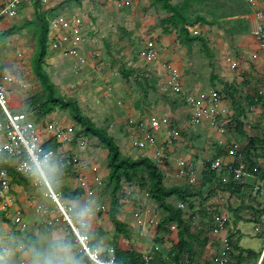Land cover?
Wrapping results in <instances>:
<instances>
[{
    "label": "rangeland",
    "instance_id": "obj_1",
    "mask_svg": "<svg viewBox=\"0 0 264 264\" xmlns=\"http://www.w3.org/2000/svg\"><path fill=\"white\" fill-rule=\"evenodd\" d=\"M221 4L232 11L242 9L236 0H222ZM60 12L78 14L83 18L86 30V32L83 31V34L88 33L91 38L87 44V47L89 46L87 50H92L91 52L98 54L99 57L98 68L99 76L103 79L102 88L104 86L111 88L114 91V96L120 99L128 109L134 108L135 116L155 115L166 118L168 123L174 124L180 130L185 128L183 126L188 122L186 106L182 98L173 94L166 87L164 79L154 75L152 66L145 64L140 56L142 43L147 39H152L157 43L162 58L164 56L163 49H167V51L169 50L168 58L176 54L181 62L188 63V67L183 65L181 69L184 87L187 86L191 90L193 88L199 90L203 87L216 88L210 66L213 61L216 62L217 58L216 55L213 58L214 53L211 52L209 44L212 41L216 43L224 36L226 28L220 24L221 22L212 25L200 22L198 36L203 41L198 40L191 47H186L180 43L174 30L168 32L163 30L164 27L160 21L164 19L166 14L157 5L150 4V0H60L55 7L40 11L39 14L49 18ZM39 14L37 12L22 13L14 17L6 27L0 29V74L10 76L11 79L7 84L11 89L17 88L16 95L19 96L23 104L21 112L31 117L35 122H40L36 119L38 114L35 112V108L27 107L25 103L31 104L34 98L43 93L38 78L31 67V59L36 50V37L39 28L37 17ZM163 36L168 39L166 46L162 45ZM218 46L215 44L214 49L218 48L215 54H219ZM53 53L55 52L48 49L43 67L55 89L62 96H70L78 103V97H75L66 88V85L75 79L73 75L74 62ZM49 73H54L55 77ZM97 90L98 88L95 91L91 90L90 95L91 97L94 96L93 99L98 106L87 111V113L78 104L80 109L96 125L109 129L111 133L112 130L116 132L125 130L123 108L117 106L112 99L110 101L104 100L102 98L103 91L97 92ZM90 112L91 114L88 115ZM50 118H55L66 126L72 127L70 147L77 150L78 138L84 137L87 140L84 152L94 154L96 158L101 159V165H105L101 169L98 167L100 175L104 178L103 185L97 191L95 198L91 200L86 198L83 193L76 191L78 190L76 181L66 180L64 175L62 176L60 172L55 171L58 164L56 157H54L47 166L43 167L52 191L64 205H72L75 212L80 211L84 207V203L88 204L87 201L90 202L89 205H92L91 209L94 211L97 209V205L104 206V209L96 211L99 216L105 213V222L100 223L104 230L102 229L99 234H92L94 242H100L104 252H108L110 248H113L114 253L115 248L133 249L140 252L141 255L151 256L152 251H156L155 244L159 245L160 242L159 240L156 241V238L165 234L164 232L158 233L157 226L164 212L157 206L156 202V209L154 210L156 219L147 223L145 231L135 223L123 222L125 230L117 232L110 218L107 219L114 196L121 214L120 200L130 197V201L137 202V198L140 196L138 193L141 194L144 190L148 191L147 188L141 187L140 181L137 179L132 180V182L122 180L120 188L113 196V189L105 181L104 175L106 169L108 173L107 151L96 138L83 134L79 124L72 119L68 110L57 107L43 120ZM0 120L3 121L1 113ZM120 127L123 130L119 129ZM55 149L61 152L65 158L72 155L68 146L60 145ZM122 155L133 158L143 154L134 149L132 153L123 150ZM50 167L53 168L51 172ZM35 177H27L25 183L21 179H17V183L21 184L23 189L19 194L13 191L17 197V204L19 203L18 205L27 215L28 228L25 232H17L14 227L10 226L9 222L0 218V245L6 251L1 256L3 264H76L77 261L74 259L78 248L69 227L62 218L48 187L40 178L35 183ZM131 195L136 198L132 199ZM32 204L41 205L46 213L41 215L33 213ZM21 244L23 249L18 250L17 255L14 251ZM8 250L9 253L5 255Z\"/></svg>",
    "mask_w": 264,
    "mask_h": 264
},
{
    "label": "crops",
    "instance_id": "obj_2",
    "mask_svg": "<svg viewBox=\"0 0 264 264\" xmlns=\"http://www.w3.org/2000/svg\"><path fill=\"white\" fill-rule=\"evenodd\" d=\"M59 1L60 0H48L46 3H42L41 0H29L18 9L16 16L22 13H39L40 11L48 10L55 7ZM178 1L179 0H171L172 3H177ZM256 10H264V0H258ZM60 13L54 14L53 17ZM12 19L13 18L0 19V29L6 27ZM47 19L49 20L50 17ZM247 21L250 29H252L258 21L264 22V18L258 20L254 13L251 12L247 16ZM83 31L86 32L85 22ZM90 41L91 38L88 36V33L83 34L82 32L81 51L86 54L88 59L87 63L83 66H79L74 58L63 56L58 52L53 53L74 62L73 65L75 68L73 75L75 79L73 80L83 78L86 81H93L94 88H92L93 86L91 88L86 87L83 81L79 85L77 91L70 92L75 97H78V104L86 112L98 106L93 99L94 96L91 97L90 91H95V89L98 88L97 92H101L102 90H100V88H102L103 85V79L99 76L98 54L91 52L92 50H87L89 49L87 44ZM161 41L162 45H168L167 37L163 36ZM215 44L219 45V54H215V52L218 51V48L214 49ZM209 45L211 52L214 53L213 58L215 55L217 58L216 62H212L213 64L210 68L211 71H213L216 88L221 92L224 104L228 109L229 123L224 132H219L215 127L207 124L199 127H191L187 122L185 126H183L185 127L183 128L184 130H181V137L179 140L168 149L167 155L169 159L166 160V166L160 170L163 174V182L166 186H182L187 184L185 178H178L176 176L177 167L175 159L179 157H186L194 164L197 179L195 185H201L205 173H209L208 177L210 180H207V182H209L208 189L205 190L202 198L195 195L191 197L187 203L176 201L175 197L168 200L171 203H175L183 210V218L186 221L190 234L187 240L192 247L190 252L184 255L179 264H264V258L260 259V251H262L261 249L264 246V50L260 47L259 41L251 32H240L234 33L233 35L225 32L224 36L221 37L219 41H216V43L212 41ZM163 50V59L173 62L180 72L182 71L183 65L188 67L187 62H181L179 58H177L179 56L172 53L173 56L168 58L167 53L169 50ZM252 54H255L256 58L251 59ZM226 56H230L235 60L237 59L238 65L235 69L229 68L228 64L225 62ZM50 61L47 62L50 63ZM53 67H56V65H53ZM49 74L55 77L54 73ZM185 88L188 91H196V89L193 88V90H191V88L187 86H185ZM207 88L208 87H203L199 90ZM10 90L9 106L11 112L14 114L22 113L23 104L19 96L16 95L17 88H10ZM185 109L188 115L187 108ZM125 110L131 113L135 111L134 108L128 109L127 107ZM90 114L91 112L88 115ZM105 129L115 138L121 153L123 150H126L128 153L134 151L135 148L129 143L127 131H125L126 129L123 130L120 127L119 129L123 131L118 130V132H116L112 130V133L109 129ZM50 142L55 145L53 140ZM230 148H236L240 157L228 155L227 152ZM60 157H63L66 161L67 159L64 155L56 156L58 167L55 171L61 173L63 169L59 167ZM136 157L137 156H134L133 158ZM207 157H221L225 162H233L241 159L246 165V173L239 181L229 179L227 182L221 181L220 184L218 180L221 175L214 170L211 172L209 165L205 162V158ZM81 158L85 161V165L81 168L80 174L84 176L87 181H91L92 179V165H96L100 169L105 166L101 165V159L99 160L96 158L94 154L82 152ZM71 169L70 166V171ZM106 170L104 172L105 177L107 175ZM51 171H53V168L50 167V172ZM211 173L215 175V178L219 175V179H214ZM69 174L64 175V178H66V180L76 181L77 185V180ZM20 185L19 183H13L14 193L19 194L22 191L23 187ZM77 189L76 191L81 194L83 193L78 187ZM143 192L141 194L138 193L140 196L137 198V202L130 201L129 196V199L120 200L122 213L118 214V219L121 222L135 223L139 228L145 231L147 222L151 216L143 213L138 216L135 215L139 212L140 198H142ZM95 195L93 198H95ZM134 196L131 195V198L133 199ZM16 198L17 197H15V199ZM93 198L88 199L93 200ZM87 203L88 204L84 203V207L78 212H75L74 209L75 216L76 218L88 221L90 225L91 243L101 248V243L94 242L92 234H99L102 229L104 230V227L101 226L100 223L105 222L106 216L104 215L105 213L101 216L97 214L100 210L99 205H97V209L94 211L91 209L92 205H89L90 202L87 201ZM32 208L34 213V204H32ZM39 214L41 215L42 213ZM215 215H220L226 219L225 228L218 233L213 231L215 226L213 217ZM5 218L10 220V226H12V228L14 227V229L20 233V231L15 228L11 219L7 216H5ZM107 219H109V216ZM23 220L28 228L27 215H25L24 211ZM164 233L165 234L160 237L159 245L155 244L154 248L160 254L165 264H175L171 255L172 249L179 239L178 228L175 224H171ZM225 238L228 239L229 249L228 261L223 263L222 252L225 249V244L223 242ZM18 250H20L19 247L15 249V254L18 253ZM101 250L103 249L101 248ZM5 252L6 251L2 249V255H4ZM8 253L9 250L5 255ZM21 255L23 254L21 253ZM75 257L74 260L77 261L76 264H86V260L80 256L77 251L75 252Z\"/></svg>",
    "mask_w": 264,
    "mask_h": 264
},
{
    "label": "built area",
    "instance_id": "obj_3",
    "mask_svg": "<svg viewBox=\"0 0 264 264\" xmlns=\"http://www.w3.org/2000/svg\"><path fill=\"white\" fill-rule=\"evenodd\" d=\"M29 0H0V19L14 18L17 11ZM48 0H41L46 3ZM245 4L256 16L258 20L264 18V10H256L258 0H244ZM185 28L191 35H198L200 28L198 25H185ZM84 30V21L78 14L60 13L48 20L47 49L51 52H58L63 56L74 58L79 66L87 63V57L81 51L82 32ZM251 34L259 41L260 47L264 50V22L258 21L251 29ZM142 60L147 65H151L153 74L164 79L166 87L177 96H180L185 103L189 115L188 125L199 127L210 125L219 132H224L229 123L228 109L224 104L221 92L216 88H207L202 90L188 91L183 84L181 72L177 66L170 60L163 59L157 43L152 39H147L142 43L140 54ZM256 58L255 54L251 59ZM225 62L229 68L235 69L238 65L237 59L230 56L225 57ZM10 76L0 74V113L3 121L0 120V211L9 217L15 228L24 232L27 224L23 220V210L16 204L13 194L12 176L9 168L17 174L24 177H35V183L39 178L45 183L51 192V196L57 204L61 216L69 227L70 232L77 244V253L85 258L86 264H121L115 258L113 248L104 252L97 245L91 243L90 225L87 220L76 218L74 207L64 205L52 191L46 178L43 167L47 166L54 157L61 155L55 148H45L44 144L53 140L56 148L60 145L68 146L72 151L70 157H67V164L71 166L69 175L77 180V187L82 190L86 198H93L97 191L103 185V177L99 173L96 165L91 166V181H87L80 174L85 161L81 158V153L87 144L84 137L78 138L77 150L69 146L70 131L72 127L66 126L61 121L50 118L34 122L27 118L24 113H12L10 110V87L7 84ZM84 81L88 88H94L93 81H86L83 78L73 80L67 86L69 92L77 91L79 85ZM103 91L102 98L110 101L111 99L117 106L125 110V105L120 99L114 96V91L109 88H100ZM101 91V92H102ZM135 113V112H134ZM133 112L125 110V128L127 131L130 145L137 149L142 156L150 159L155 166L161 170L166 166V160L169 159L167 152L173 144L181 137V130L174 124L168 123L166 118H160L152 115L148 117L135 116ZM60 144V145H59ZM233 157H240L236 148H230L227 152ZM63 159L60 157L59 161ZM205 162L211 170L221 175L222 182L229 179L239 181L246 173V165L241 160L225 162L221 157H207ZM178 178H185L187 184L195 185L197 179L195 175L194 164L186 157L175 159ZM62 175H68L61 170ZM139 212L150 215L148 222L155 219L156 204L148 191H144L140 198ZM99 209H104L100 206ZM35 213H46L41 205H34ZM215 226L213 231L220 232L226 226V219L220 215L213 217ZM264 221V217H263ZM147 222V223H148ZM225 249L222 252V262L228 261V239L223 240ZM19 249H23L22 244ZM143 264H149L150 256L142 255ZM264 258V246L261 251L260 259Z\"/></svg>",
    "mask_w": 264,
    "mask_h": 264
},
{
    "label": "trees",
    "instance_id": "obj_4",
    "mask_svg": "<svg viewBox=\"0 0 264 264\" xmlns=\"http://www.w3.org/2000/svg\"><path fill=\"white\" fill-rule=\"evenodd\" d=\"M236 1H238V5L242 8L237 11L227 9L226 6L221 4L222 0H179L177 3H172L171 0H150V4L157 5L165 12L166 16L160 21V24L164 27L163 30L165 32L174 30L178 35L180 43L186 47H191L194 42L198 40L203 41V39L198 35H191L185 28V25H200V22L212 25L216 22H221L220 24L226 28L225 32L228 34L233 35L234 33L251 32L247 21V16L251 13V10L245 4L244 0ZM52 17L53 16L50 18ZM37 23L39 24V28L36 37V50L31 59V67L38 78L43 93L41 96L34 98L31 104L26 102L25 105L30 108H35V112L38 114V118H36L38 121L43 120L45 116L53 112L57 107L66 109L72 119L79 124L85 136H91L98 140L101 146L107 151L106 159L108 173L105 177V181H107L113 189V196L118 188H120L122 180L132 182V180L137 179L140 181L139 184L141 187L147 188L157 206L164 212L157 226L158 233L166 232L171 224H175L178 228L179 239L172 249L171 258L175 264H179L184 255L190 252L192 247L187 240L190 234L186 221L183 218V210L175 203H171L168 200L175 197L176 201L187 203L188 200L195 195L202 198L205 190L208 189L209 182H207V180H210L208 177L209 173H205L201 185L184 184L182 186H166L163 182L162 172L146 156L132 158L122 155L115 138L109 134L103 126L96 125L90 117L80 109L74 98L70 96L64 97L55 89L53 82L43 67L44 59L48 53V19L45 15L39 14ZM27 118L33 121L28 115ZM44 147L54 149L56 145L48 141L44 144ZM66 162L65 159H61L59 161V167L69 174L70 165ZM212 171L213 170H211V172ZM9 172L12 176L13 183H17V179H21L24 183L27 182L26 177L15 173L11 168H9ZM213 178L217 179L215 175H213ZM219 178L221 179L220 176ZM220 179L218 181H220L221 184L222 180ZM118 214L119 210L114 196L109 218L115 230L117 232H123L125 230V225L118 219ZM0 218L10 222V220L5 218L3 212H0ZM158 240H160V238H156V241ZM152 252L149 264H165L157 251ZM1 256L2 247L0 245V264H3ZM141 256L140 252L133 249L122 250L120 248H115V258L121 264H143Z\"/></svg>",
    "mask_w": 264,
    "mask_h": 264
}]
</instances>
